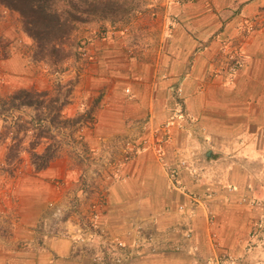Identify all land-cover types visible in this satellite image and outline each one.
<instances>
[{"label":"crops","instance_id":"1","mask_svg":"<svg viewBox=\"0 0 264 264\" xmlns=\"http://www.w3.org/2000/svg\"><path fill=\"white\" fill-rule=\"evenodd\" d=\"M180 3L171 5L178 21L166 34L160 16L134 17L131 27L140 31L157 19L150 49L134 56L120 39L99 38L111 22L80 24L77 38L92 41L87 57L75 62L78 79L60 117L90 111L93 123L84 137L87 146L96 147L102 139L129 135L142 120L155 128L169 113L181 114L162 152L138 151L121 167L125 179L110 185L100 216L106 232L129 237L138 226L154 231L152 250L140 249L124 264H207L221 252L232 256L228 264H264V231L249 235L252 226L264 223V0ZM1 8L0 39L11 40L18 36L16 15H3ZM248 18H255L258 29L242 36L239 24ZM25 41L24 47L7 51L8 46L0 58V170L11 173L0 174V264H93L74 249L71 236L59 234L73 232L76 216L52 229L46 217L48 202L65 207L80 180L81 167L72 156L60 149L47 167L36 170L25 136L18 159L6 165L14 141L9 119L34 112L7 107L8 97L21 89L51 96L54 82L65 79L43 62L30 61L35 46ZM225 44L239 45L241 65L232 74L214 75L213 68L224 62ZM44 140L36 152H42ZM180 160L186 162L180 169L182 189L174 190L166 166ZM58 179L61 188L54 184ZM188 194L201 196L200 203L192 205ZM182 204L184 212L178 210ZM190 204L194 214L187 239L184 214Z\"/></svg>","mask_w":264,"mask_h":264},{"label":"trees","instance_id":"2","mask_svg":"<svg viewBox=\"0 0 264 264\" xmlns=\"http://www.w3.org/2000/svg\"><path fill=\"white\" fill-rule=\"evenodd\" d=\"M0 4L16 12L25 34L35 44L33 58L44 62L50 73H57L68 60L77 56L78 41L74 32L79 23L94 20L128 22L138 0H0ZM77 76H70L54 83L53 94L34 90H17L7 99V107L12 109L32 108V119L15 118L12 136L6 160L10 164L18 159L22 140L29 136L26 150L30 154V163L36 170L44 169L56 156L60 146L51 132L52 127L75 129L78 124L87 121L86 116L77 114L71 118H61L60 110L68 104ZM88 115V114H87ZM22 131V135L19 133ZM30 133H29V132ZM26 133H28L26 135ZM45 139V140H44ZM46 141L42 152H36L40 142Z\"/></svg>","mask_w":264,"mask_h":264},{"label":"rangeland","instance_id":"3","mask_svg":"<svg viewBox=\"0 0 264 264\" xmlns=\"http://www.w3.org/2000/svg\"><path fill=\"white\" fill-rule=\"evenodd\" d=\"M138 1H139L138 9L133 12L128 22H121V21L111 22L109 20H106L111 22L110 25L108 27L101 28L99 32V38L101 39H106L107 37L109 39H120L122 43H124V47L126 48L127 52L133 56L137 55L138 53L137 50L142 52V51H146V49L147 50L150 49L151 44L154 42L153 40L154 37L151 34L153 29L152 30L150 29L151 27L155 26V22L157 21V19H155L154 22L151 23L153 24V26H151L148 30L140 31L139 28L133 30V27H131L133 24V19L135 20V18L138 17L139 15H144L145 18L152 20L153 19L152 15L154 16L158 15L161 17V20L158 21L160 23L159 28L164 29L163 26L165 23V34H166L170 32L171 26L174 25L176 21H178V18L174 17L170 9L172 8L171 5L174 2H178V3L181 2L180 4H182L183 2H192V1L194 3L196 1L199 2V0L196 1L195 0H138ZM0 8L2 10L3 15H5L6 13H11V14L14 13L16 15L15 17L16 19L14 20V22L18 26L17 29L15 30L18 36L14 37L11 40H8L9 38L4 40L0 39V58H2L4 57V55L5 56L7 55L6 48L8 46L9 47L7 48V51L11 47H15V46L24 47L26 45L25 38L31 41L32 39L29 38L23 31L20 19L16 12L9 10L8 8L4 7L1 4H0ZM254 19H249V18L244 19L239 24V32L241 33L242 36H245L250 32L254 31L255 29H258V27L253 22ZM96 21H101V20H94L90 22H96ZM90 22L79 23L77 25V28L80 24H85ZM166 28L168 32L166 31ZM76 30L74 32V36L78 41V46L75 49L77 52V56L75 59H70L66 61L60 67L59 72H57V74L63 73L62 75L65 76V79L69 78L70 76H78V72H77L78 68L75 62H79L87 57L88 45L92 41V39L84 40L83 42L80 41L76 36ZM236 47L237 48H235V45H228V44L221 46L220 51L224 56V62L222 63V65L213 68L212 72L214 75L218 74L221 71L230 74L237 71V69L241 65L240 64L241 53L239 50V45H236ZM30 61L42 62V61L34 60L33 54L30 57ZM69 67H71V69H69ZM75 68L77 70H74ZM68 69L70 73L67 72ZM2 80L3 77L0 78V81ZM34 112L33 113L29 112V115L27 117L22 116L20 118V116L18 115H16L15 117L17 118L18 116V118L26 119V120L32 119L35 114ZM173 112H171V114L172 116H175V119L179 117L181 118V114L180 112H178V110L175 113ZM77 114L86 116L87 121L82 124H78L75 129L73 128L72 130L70 127L64 129L63 127H61V125H59L58 128L57 127L51 128L52 134L54 135L55 139L59 141L60 144L58 151H60V149L66 151V154L68 156H72L75 162L81 167L80 180L75 184V187L72 190L73 196L71 199H68L67 205L64 207L62 205H58L54 203L53 201H50L47 204L48 214L46 217L49 220L48 222L49 225L51 226V229L54 226H56L58 223H61L67 217L77 215V213L81 210L84 209L86 210V208L92 202H101L105 204V201L108 197L110 185L114 182H120L125 179V175L121 174V176L119 177L118 172H115L117 165L123 166V163H121L122 161H121L120 140L136 134L139 130L138 127L139 122H137L135 124L136 130L130 133L129 135L123 137L109 138L105 140L102 139L100 144L97 145L96 147L94 146L89 147L85 142L84 131L86 127H90L92 125L93 119L91 118L90 111L80 112ZM171 114L169 113V116L165 118L164 121H167L169 118H171ZM175 114H177V116ZM14 121L15 118L12 117V119H9L8 125L12 126V123H14ZM6 165L10 166L7 160H6ZM5 168L6 167L0 170V174H6L9 176L11 173L9 170H6L7 168L6 169ZM55 181L56 182H54V184L58 188H61V186L63 185V181L60 179ZM0 188L1 189L3 188L2 182ZM258 224L259 223H257L255 226H258ZM104 229L105 231H107L106 228ZM258 229L259 228H253L252 226L249 235L252 236V234L256 233L255 235H253V237H256L257 235L260 237V235L263 233L262 231H264V223L261 224L260 230ZM110 236L114 237V235L113 236L110 235ZM259 237H257L256 239H258Z\"/></svg>","mask_w":264,"mask_h":264},{"label":"built area","instance_id":"4","mask_svg":"<svg viewBox=\"0 0 264 264\" xmlns=\"http://www.w3.org/2000/svg\"><path fill=\"white\" fill-rule=\"evenodd\" d=\"M251 27V26H250ZM84 52V51H83ZM82 52V53H83ZM128 89H126V92ZM177 116V114H175ZM175 116H172L167 121L160 123L158 127H153L149 123V119L142 120L138 123L139 130L136 134L128 136L120 140L121 148V163H127L133 159L138 151L152 150L153 153L159 154L163 150L164 143L169 140V129L174 124ZM121 166L117 165L115 172H118L120 177ZM186 167V162L180 160L172 165L166 166V178L169 188L174 190L182 189L180 179V169ZM195 174V171L191 169ZM186 193V191H182ZM191 204H199L201 196L188 194ZM190 204L189 213L184 214L185 217V230L184 237H192V226L189 222L190 217L194 214V207ZM104 204L101 202H92L86 208L77 213L76 222L77 226L73 232L69 233L68 230H59V234H66L72 237L73 247L76 250L87 254L93 264H124L128 262L132 254L143 248L152 250V242L154 234L152 229H146L138 226L133 229V233L128 232L129 237H111L103 228L100 221ZM186 206L184 204L178 206V210L184 212ZM60 210V209H58ZM183 214V213H182ZM261 224L253 228H259ZM256 233L252 234L255 235ZM178 249V248H176ZM233 261L231 255L221 252L215 257L207 260V264H228Z\"/></svg>","mask_w":264,"mask_h":264}]
</instances>
